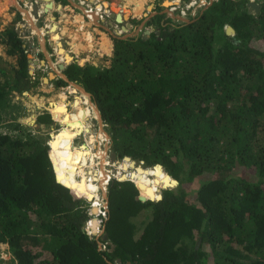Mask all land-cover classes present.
Returning <instances> with one entry per match:
<instances>
[{"label": "trees", "instance_id": "trees-1", "mask_svg": "<svg viewBox=\"0 0 264 264\" xmlns=\"http://www.w3.org/2000/svg\"><path fill=\"white\" fill-rule=\"evenodd\" d=\"M248 3L214 0L188 23L158 11L146 22L147 37H110L98 46L104 65L83 57L65 66L67 78L97 105L113 150L144 167L161 164L179 182L161 199L142 202L133 182L110 179L104 249L86 230L98 210L76 180L78 173L87 182L96 176L91 194L104 192L99 170L87 171L90 179L83 175L87 152L72 146L83 124L89 143L96 140L84 109L58 105L42 112L41 123L62 114L63 128L49 145L29 130L18 129L19 138L11 129L0 132V244L8 246L9 264H264V0L257 13ZM59 36L53 39L68 63ZM84 37L91 47V34ZM2 43L16 64L0 55V121L3 95L22 94L40 81L29 73L27 46L13 28L5 29ZM76 98L86 108L83 96ZM124 161L136 184H148H137L148 199L170 186L160 166L153 172ZM58 163L78 184L64 179Z\"/></svg>", "mask_w": 264, "mask_h": 264}, {"label": "rangeland", "instance_id": "rangeland-1", "mask_svg": "<svg viewBox=\"0 0 264 264\" xmlns=\"http://www.w3.org/2000/svg\"><path fill=\"white\" fill-rule=\"evenodd\" d=\"M72 7L69 14H76L77 18L80 20L82 16V20L84 21V32L86 35L89 33L92 36V43L91 52H83L86 49H80V46H73L72 42L69 38H65V29L64 28H74L73 25L67 26L68 22H65L63 18H61V12L65 11L66 6L61 3L53 0V7L49 8L47 12L43 11V5L47 1L44 0H13V2L9 0H0V55L2 56L3 60L6 61L10 65L16 64V58L14 56H8L5 53V46L2 43L3 33L6 28H13V31L18 35V37L23 41V43L27 46L28 55H31V59L33 62V69L32 73H37L39 78V83L27 91L23 92L22 94H15L13 92L7 93L3 95V105L2 106V113H1V121H0V132L3 133L7 129H11L10 136L14 138H19L17 133L20 130H24L22 126L19 124L17 117L20 114L25 113V106L26 103V93H30L35 89L40 94H45L48 96H54L60 98L58 100L52 101L49 100L51 107H57L58 105H64L65 110L69 111L73 109V106H79V101L77 100L76 96H82L86 101V108L85 111V119L89 117V130L90 135L96 139L93 143H89L87 137L89 134L86 133L85 126L83 124V132L81 134H77L73 139L74 147L80 149L81 142L85 147V152L88 154V159L90 157V153L94 154L93 156V165L90 167H86L87 164L82 167L83 175L90 179L91 174L87 171L92 170L93 173L99 175L98 179L103 181L104 186V194L101 189H96V192L92 194V198H89L87 194L92 193L93 186L97 185L98 180H96V176L92 181L87 182L82 176L81 173L76 174V180H80L83 183L84 191L86 192L85 195L82 197L89 202L90 207H95L96 211L95 217L87 222L86 230L90 235H94L97 242L100 243V239L102 238L104 233V221L107 217V203H108V182L110 179L115 178L117 180H129L136 184L134 180L130 177L129 172H133L131 167H127V170H124L122 167L125 163L124 156L120 157L114 150L112 146V140L110 133L108 131V126L103 123L102 120H98L99 118L96 109L94 110L95 103L92 102V98L89 95H84V93H80L79 90L73 92L74 85L76 84L73 81H66L61 76L64 74L63 70H60L58 64H64L65 66L75 59L80 60L82 56L85 55L89 57V60L95 65H104L108 61L102 59L103 55L97 54V45L100 46L102 44H108L110 41V37H120V38H128V37H136L139 35H143L144 31H150L149 27H146V16L150 18L154 14L159 12H164L166 14H173L167 15L171 17L174 21L179 22H190L195 16H182L180 14V10L182 8L185 9V5L188 3L189 0H66ZM214 0H212L213 2ZM164 2H168V6L164 5ZM176 3L177 5L173 4ZM211 2V3H212ZM250 2V1H249ZM260 4L261 0H255ZM103 3L107 4L106 8H103ZM179 3V4H178ZM61 4V7L59 6ZM34 5L37 6L38 16L35 17L33 15ZM176 6V11H171V6ZM100 6L99 10L97 9ZM111 6H116L119 12L114 13V17H111ZM208 7V6H207ZM91 9V11H89ZM201 9V8H199ZM205 9V8H204ZM204 9L200 10L199 12L203 11ZM27 10V14L26 11ZM87 12H85V11ZM251 10V9H250ZM66 12V11H65ZM198 12V13H199ZM252 12V10L250 11ZM18 13L20 14V18H18ZM25 13V15H24ZM86 13V14H85ZM135 16V20L137 23H132L131 18ZM146 15V16H145ZM26 16V17H25ZM127 16V17H125ZM173 16L175 18H173ZM55 17V18H52ZM90 17V18H89ZM91 19L93 22H91ZM145 21V23H144ZM52 23L57 25L56 32L60 35L58 41L61 43L62 48L64 51L70 56L73 57V61L66 62L63 58L62 54H59L58 51V43H56V39H53V31L50 30ZM126 23H129V27L126 29ZM36 26V29L34 28ZM226 28V27H225ZM83 29V27L81 28ZM233 34L229 35L232 36ZM84 41H87L84 37ZM104 58V57H103ZM52 72L55 74V78H48V74ZM44 78H47V82L44 81ZM57 79H61L65 82L63 86H57L55 81ZM0 81H3V78L0 76ZM40 89V90H39ZM63 96V97H61ZM69 104V105H68ZM80 107V106H79ZM62 118V117H61ZM61 123V119H59ZM100 126L102 127V131L107 135L106 138L104 135H100ZM13 127V128H12ZM57 127V126H56ZM58 128V127H57ZM63 128V124L61 123V127ZM17 129V130H16ZM19 129V130H18ZM58 129V130H59ZM24 133V132H23ZM56 132L53 133L52 138H54ZM36 135V134H35ZM97 136L99 138H97ZM39 140H41L44 144L49 145V141L51 136L47 140V135H39L36 136ZM81 150V149H80ZM112 153H115V158L113 159L110 156ZM111 157V160L109 161ZM131 158V157H130ZM132 159V158H131ZM133 160V159H132ZM134 161L135 166H141L142 168H152L151 167H144L141 163ZM162 166V165H161ZM106 168L109 170V180H105L104 173ZM158 168V169H157ZM160 167H153L152 170H159ZM164 172H166L162 166ZM104 170V173L102 172ZM160 171V170H159ZM168 175V173L166 172ZM81 176V177H80ZM123 176H125L123 178ZM170 176V175H168ZM80 177V178H79ZM171 177V176H170ZM107 178V179H108ZM152 179V176H150ZM174 178L171 177L170 179V186L163 188L161 187L159 190V196H162V192L165 189L174 188L177 185L175 184ZM78 183V182H77ZM196 183V182H195ZM140 185H148L137 183ZM136 184V185H137ZM194 184V183H193ZM190 184H183L184 187H188ZM153 188V185H149ZM138 187V186H137ZM190 187V186H189ZM157 184L156 188L157 189ZM194 189V188H193ZM140 193V191L138 190ZM192 193V192H190ZM193 195V193H192ZM158 196V197H159ZM107 197V199H106ZM156 197V196H154ZM143 221V220H142ZM96 225L95 229L91 226L93 223ZM143 223H139L138 225L141 226ZM142 227V226H141ZM94 230V231H93ZM99 246V247H100ZM104 249V248H101ZM11 259V254L9 253L8 246L6 244H0V264H9Z\"/></svg>", "mask_w": 264, "mask_h": 264}, {"label": "crops", "instance_id": "crops-1", "mask_svg": "<svg viewBox=\"0 0 264 264\" xmlns=\"http://www.w3.org/2000/svg\"><path fill=\"white\" fill-rule=\"evenodd\" d=\"M175 5H177L175 2L173 3ZM179 4V3H178ZM46 3H44L43 7H45ZM70 5V4H69ZM71 6V5H70ZM72 7V6H71ZM43 9V8H42ZM73 9V8H72ZM71 8H68L66 6L65 11L61 12V18H63V20L67 23V26L73 25L74 28H64L65 29V38H69L70 41L72 42L73 46H81L80 49H86L85 52H91V47L88 46V41H84V34H86L83 30H84V21L82 20V16L80 15L79 17H81V19L79 20L76 16V14H69ZM167 15H173L171 14H167ZM136 15H134L133 17H135ZM171 18V17H170ZM173 18H175L173 16ZM83 27V29H81ZM93 45V43H92ZM98 47V45H97ZM87 55V54H85ZM82 56L86 57V56ZM79 58V59H81ZM89 59V57H87ZM78 60V59H75ZM40 90V89H39ZM26 103L24 104L25 106V113L24 114H20L19 117H17V120L19 122V124L22 126V128H24V130L26 131H31L34 134H36L38 136V134L41 135H47V140L48 138L52 135L53 133H55L60 127H61V123L58 120H53V121H49L48 123H41L38 121L39 117L42 116L43 111H48L51 110V106H50V102L49 100L52 99V101L58 100L60 97L57 96H48L43 94L38 93V91H35V89L33 91H31L30 93H26ZM63 97V96H61ZM69 105V104H68ZM58 128H57V127ZM78 136V135H77ZM50 139V138H49ZM86 142H81V144H83ZM49 144V143H48Z\"/></svg>", "mask_w": 264, "mask_h": 264}, {"label": "water", "instance_id": "water-1", "mask_svg": "<svg viewBox=\"0 0 264 264\" xmlns=\"http://www.w3.org/2000/svg\"><path fill=\"white\" fill-rule=\"evenodd\" d=\"M211 4V2L208 4V6ZM53 5V0H48L47 2H46V5H45V7H43V11H45V12H47L48 11V9L49 8H51V7H53L52 6ZM59 6L61 7V4H59ZM247 6H248V8H249V11H254L255 13H257L258 11H259V7H260V4L259 3H257V2H254V1H250L248 4H247ZM34 11L32 12L33 13V15L35 16V17H37L38 16V11H37V6L36 5H34ZM251 9V10H250ZM111 15V17H114L115 18V16H114V13H111L110 14ZM146 16V15H145ZM52 18H55V17H52ZM116 19V18H115ZM149 20V17H148V19H147V16H146V22ZM144 23H145V21H144ZM129 23H126V26L124 27L125 29L127 28V27H129ZM56 28H57V25L55 24V23H52V25H51V27H50V30H52L53 29V34L55 35V34H58L55 30H56ZM234 29L231 27V26H226V28H225V34L226 35H231V34H234ZM149 33H150V31H148V30H146V31H144V34H143V38H145V37H147L148 35H149ZM114 37H116V36H114ZM60 48V47H59ZM62 48V47H61ZM63 49V48H62ZM65 52V51H64ZM66 53V52H65ZM67 54V53H66ZM28 62H29V73L31 74L32 73V69H33V60L31 59V55H28ZM58 67H59V69L60 70H64V68H65V65L64 64H58ZM48 76H49V79H51V78H55V74L54 73H52V72H50L49 74H48ZM63 79H65L66 81H70L68 78H67V76L65 75V74H63L62 76H61ZM76 83V82H75ZM77 84V83H76ZM77 85H79V84H77ZM80 86V85H79ZM81 88H83L82 86H80ZM84 89V88H83ZM84 91L86 92V90L84 89ZM86 93H88V92H86ZM88 95L91 97V95L88 93ZM95 107H96V109L98 110V112H99V115H100V119L99 120H102L101 119V114H100V111H99V109H98V107H97V105L95 104L94 105ZM109 137H111V136H109ZM111 156H112V158L114 159L115 158V153H112L111 154ZM126 158H128L130 161H132V162H134L129 156H124V159H126ZM155 166H160L161 168H162V166H161V164H155L153 167H155ZM138 167H140V168H142L141 166H138ZM143 169V168H142ZM169 175V174H168ZM174 181H175V184L174 185H178V181L176 180V179H173ZM65 186H67L65 183H63ZM135 186H136V188L139 190V188L137 187V185L135 184ZM67 187H69V186H67ZM167 187H172V186H166V187H163V188H167ZM106 199H107V197H106ZM138 199L140 200V201H142V202H144V201H147V200H150V201H156V200H159V199H161V195L159 196V197H157V198H155V199H148L147 197H145V196H143V195H141V193H139V195H138ZM102 239L103 240H105L106 241V239H107V235L106 234H103L102 235ZM99 244V243H98ZM117 264H121V260L120 259H117ZM127 264H130V262H127Z\"/></svg>", "mask_w": 264, "mask_h": 264}, {"label": "built area", "instance_id": "built-area-1", "mask_svg": "<svg viewBox=\"0 0 264 264\" xmlns=\"http://www.w3.org/2000/svg\"><path fill=\"white\" fill-rule=\"evenodd\" d=\"M248 1H255V0H248ZM210 2H212V0H189L188 3L185 5V9L182 8L180 10V14L182 16H191V17L196 16L197 13L200 10L206 8ZM89 11H91V9H89ZM171 11L172 12L176 11V6L172 5ZM107 180H109V178ZM102 247H104V245Z\"/></svg>", "mask_w": 264, "mask_h": 264}, {"label": "bare ground", "instance_id": "bare-ground-1", "mask_svg": "<svg viewBox=\"0 0 264 264\" xmlns=\"http://www.w3.org/2000/svg\"><path fill=\"white\" fill-rule=\"evenodd\" d=\"M9 1H11V2H13V0H9ZM26 11V14L28 13L27 12V10H25ZM83 11H85V10H83ZM85 12H87V11H85ZM88 13V12H87ZM86 14V13H85ZM24 15H25V13H24ZM26 17V16H25ZM90 18V17H89ZM91 22H93L92 21V19H91ZM93 23H95V22H93ZM35 29H36V26L34 27ZM37 30V29H36ZM59 38H60V36H59ZM71 60L73 61V57H71ZM70 60V61H71ZM69 61V62H70ZM48 78H49V76H48ZM44 79H46V78H44ZM48 80V79H47ZM74 85V87L76 88V90H79L80 91V93L82 92V93H84V95H88V93H86L85 91H84V89L83 88H81L79 85H77V84H73ZM83 96V95H82ZM74 107V106H73ZM77 108H79V109H84V108H82V107H79L78 105L76 106ZM94 108V110L96 109V107H93ZM96 113H97V115H98V117L97 118H99L100 119V115H99V112H98V110L96 109ZM61 116H62V114H61ZM61 116H60V119H61ZM99 119H97L98 120V122H99ZM100 123V122H99ZM100 131H102V127L100 126ZM53 136V135H52ZM98 137V136H97ZM81 150H83V151H85V147H84V145H82V144H80V147H79ZM91 160V158L89 157V159H88V162ZM123 165V164H122ZM58 169H59V163H58ZM60 170V169H59ZM60 172L63 174V177H64V179L66 180V181H68L69 183H72V182H70L68 179H67V177L65 176V174H64V172L63 171H61L60 170ZM103 173H104V170L102 171ZM171 178V177H170ZM100 180V179H99ZM72 184H78L77 182H75V183H72ZM100 185L101 186H104V184H103V181H101L100 180ZM103 194H104V192H103ZM87 196L89 197V198H92L93 196H92V194H87ZM155 198H157V197H154V199ZM92 209H95V207H92ZM93 229H95V227L93 228ZM94 231V230H93Z\"/></svg>", "mask_w": 264, "mask_h": 264}, {"label": "clouds", "instance_id": "clouds-1", "mask_svg": "<svg viewBox=\"0 0 264 264\" xmlns=\"http://www.w3.org/2000/svg\"><path fill=\"white\" fill-rule=\"evenodd\" d=\"M92 208V207H91ZM102 238L100 239V242H101V245L103 244V242H102ZM99 243V242H98ZM98 246H100V243L98 244ZM101 247V246H100ZM103 248V247H102Z\"/></svg>", "mask_w": 264, "mask_h": 264}, {"label": "flooded vegetation", "instance_id": "flooded-vegetation-1", "mask_svg": "<svg viewBox=\"0 0 264 264\" xmlns=\"http://www.w3.org/2000/svg\"><path fill=\"white\" fill-rule=\"evenodd\" d=\"M186 23V22H185Z\"/></svg>", "mask_w": 264, "mask_h": 264}]
</instances>
